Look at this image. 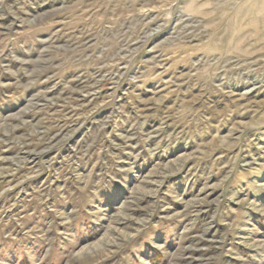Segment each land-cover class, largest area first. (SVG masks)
Masks as SVG:
<instances>
[{"label": "rangeland", "instance_id": "rangeland-1", "mask_svg": "<svg viewBox=\"0 0 264 264\" xmlns=\"http://www.w3.org/2000/svg\"><path fill=\"white\" fill-rule=\"evenodd\" d=\"M0 264H264V0H0Z\"/></svg>", "mask_w": 264, "mask_h": 264}]
</instances>
